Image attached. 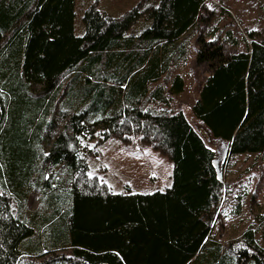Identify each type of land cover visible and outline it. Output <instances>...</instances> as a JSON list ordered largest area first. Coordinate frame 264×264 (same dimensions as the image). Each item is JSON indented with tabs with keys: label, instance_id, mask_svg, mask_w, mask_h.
I'll return each instance as SVG.
<instances>
[{
	"label": "trees",
	"instance_id": "obj_1",
	"mask_svg": "<svg viewBox=\"0 0 264 264\" xmlns=\"http://www.w3.org/2000/svg\"><path fill=\"white\" fill-rule=\"evenodd\" d=\"M100 2L0 0V264H264V202L237 239L214 237L219 153L173 103L207 0H138L116 17ZM202 29L192 115L227 159L264 154V31ZM109 141L167 158L171 184L114 193L89 165Z\"/></svg>",
	"mask_w": 264,
	"mask_h": 264
},
{
	"label": "rangeland",
	"instance_id": "obj_2",
	"mask_svg": "<svg viewBox=\"0 0 264 264\" xmlns=\"http://www.w3.org/2000/svg\"><path fill=\"white\" fill-rule=\"evenodd\" d=\"M138 0H101L100 9L116 17L131 8ZM221 4L231 12V17H222ZM207 26L188 34L185 39L186 62L180 73L184 79V91L174 97V107L183 112L188 122L203 137L206 144L218 151L223 183L227 187L225 202L213 229L214 237L222 243L238 238L252 222V214L264 202V154L239 156L227 159L225 147L213 141L209 133L195 120L191 108L198 97L200 84L209 75L205 64L195 62L196 38L206 31L211 22H218L225 31L231 30L237 38L248 32L264 31V0H207L203 11ZM214 20V21H213ZM250 42V39H247ZM228 51H231L228 49ZM91 174L107 183L114 193L124 192L129 186L132 192H155L171 184L172 163L156 152L124 149L117 142L103 145L101 154L89 162ZM51 169L46 173L52 174ZM241 207L237 212V203ZM38 205V193L34 189L26 194V210L32 212ZM264 247V244H262Z\"/></svg>",
	"mask_w": 264,
	"mask_h": 264
}]
</instances>
